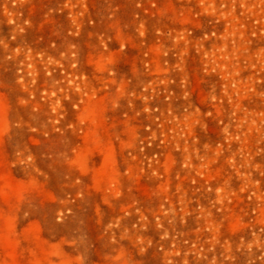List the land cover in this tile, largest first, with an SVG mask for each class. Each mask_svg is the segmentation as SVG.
<instances>
[{
  "label": "rangeland",
  "instance_id": "rangeland-1",
  "mask_svg": "<svg viewBox=\"0 0 264 264\" xmlns=\"http://www.w3.org/2000/svg\"><path fill=\"white\" fill-rule=\"evenodd\" d=\"M0 264H264V0H0Z\"/></svg>",
  "mask_w": 264,
  "mask_h": 264
}]
</instances>
